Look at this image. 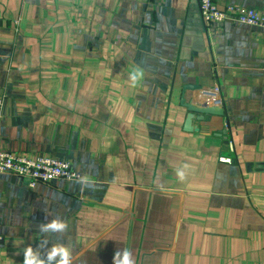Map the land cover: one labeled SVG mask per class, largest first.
<instances>
[{"label": "crops", "instance_id": "1", "mask_svg": "<svg viewBox=\"0 0 264 264\" xmlns=\"http://www.w3.org/2000/svg\"><path fill=\"white\" fill-rule=\"evenodd\" d=\"M214 84L224 114L185 130L181 97ZM0 97L1 149L94 185L0 172V264L45 238L73 264L125 247L135 264H264V27L206 23L198 0H0ZM54 217L68 231L40 233Z\"/></svg>", "mask_w": 264, "mask_h": 264}, {"label": "built area", "instance_id": "2", "mask_svg": "<svg viewBox=\"0 0 264 264\" xmlns=\"http://www.w3.org/2000/svg\"><path fill=\"white\" fill-rule=\"evenodd\" d=\"M199 12L206 23H222L232 20L241 24L264 27V15H261L254 8L227 5L220 8L215 0H198ZM203 104L205 106H221L219 86L214 84L210 91L206 92ZM3 100L0 97V109ZM230 129L229 123L224 122L223 132ZM230 149L233 148V141L227 140ZM228 159V158H226ZM0 172H11L20 177L28 178L29 185L34 186L38 182H49L54 179L63 178L76 180L80 174L72 169L68 160L57 159L50 156L31 157L25 154L8 152L0 147Z\"/></svg>", "mask_w": 264, "mask_h": 264}, {"label": "clouds", "instance_id": "3", "mask_svg": "<svg viewBox=\"0 0 264 264\" xmlns=\"http://www.w3.org/2000/svg\"><path fill=\"white\" fill-rule=\"evenodd\" d=\"M144 77L143 70H137L129 75L132 86H135ZM178 178H184V171L178 169L176 172ZM81 190L94 187L87 176H80L74 181ZM67 221L54 217L38 225L39 232L43 234H60L63 235L68 231ZM23 264H73V255L71 246L63 243H51L45 238L40 241L37 247L31 245L25 247L22 252ZM112 264H135L133 252L125 247L117 249L113 256Z\"/></svg>", "mask_w": 264, "mask_h": 264}, {"label": "water", "instance_id": "4", "mask_svg": "<svg viewBox=\"0 0 264 264\" xmlns=\"http://www.w3.org/2000/svg\"><path fill=\"white\" fill-rule=\"evenodd\" d=\"M199 86L187 84L183 87L185 88H198ZM204 95H208L206 92H204ZM181 104L186 108L187 114L184 121V129L185 130H193L192 121L196 118L202 119L204 115L206 114H213V115H223L224 114V108L221 106H205L203 104V101L199 102H187L184 100V96L181 97ZM196 130V128H195Z\"/></svg>", "mask_w": 264, "mask_h": 264}, {"label": "rangeland", "instance_id": "5", "mask_svg": "<svg viewBox=\"0 0 264 264\" xmlns=\"http://www.w3.org/2000/svg\"><path fill=\"white\" fill-rule=\"evenodd\" d=\"M51 157V156H50Z\"/></svg>", "mask_w": 264, "mask_h": 264}]
</instances>
